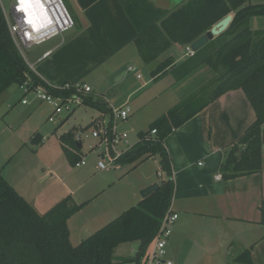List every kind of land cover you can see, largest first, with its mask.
<instances>
[{"label":"trees","instance_id":"obj_1","mask_svg":"<svg viewBox=\"0 0 264 264\" xmlns=\"http://www.w3.org/2000/svg\"><path fill=\"white\" fill-rule=\"evenodd\" d=\"M120 2L139 31L136 45L146 64L156 61L173 45L194 43L215 24L234 13L229 29L211 41L218 42L212 53L205 55L210 42L191 58L192 62L199 59L197 64L191 67L185 60L172 70L180 81L206 65L216 78L151 124L148 131L140 134L141 141L119 161L121 165L135 167L159 156L160 167L168 179L155 193L103 226L78 247L70 243L68 221L84 205H78L68 197L48 213L40 215L0 170V264H147L149 247L155 243L175 190L171 160L164 140L229 91L242 90L245 93L257 120L238 141L225 149L222 177L233 180L263 171L264 29H253L251 21L264 17V4H252L251 0H185L166 13L154 8L148 0ZM164 70L160 66L153 74L157 76ZM28 80L32 86H40L54 96L69 97L75 92L73 87L50 86L29 68L13 41L0 2V94L12 85L20 86ZM212 86V95L203 101ZM197 100L202 103L194 108ZM84 104L103 114L112 112L105 101H94L90 95L85 97ZM153 130L157 131L155 136L150 135ZM75 136L76 133H69L60 138L68 157L73 150L81 151ZM73 161L75 165L81 162ZM261 211V223L264 225V200ZM133 242L140 244L133 257H116L120 245ZM252 252V247L246 250L238 262L253 264Z\"/></svg>","mask_w":264,"mask_h":264},{"label":"crops","instance_id":"obj_2","mask_svg":"<svg viewBox=\"0 0 264 264\" xmlns=\"http://www.w3.org/2000/svg\"><path fill=\"white\" fill-rule=\"evenodd\" d=\"M64 1L76 20L77 31L64 33L54 40H63V43L42 59L38 64L39 70L34 66L35 73L50 86H60L61 82L71 78L70 74L83 76L85 72L104 67L103 73H108L109 79L111 76L122 75L117 79L120 82H135L136 86L142 83L129 92L123 104L128 106V102L136 98L133 100L135 105L142 108L168 90L167 85L163 84L167 76H172L174 87L183 86L185 81L199 71L198 68L189 78L178 81L179 78H176L172 70L183 63L182 57L175 55V51L171 52L177 44L162 53L156 61L146 64L136 45L139 31L120 0ZM184 1L148 0L154 8L166 13ZM180 47L184 49L186 46ZM160 66L165 68L164 72L154 76V70ZM62 77L64 81L60 79ZM194 77H198L196 79H199L201 86V72ZM78 78L80 76L72 81ZM65 84L68 85V82ZM168 85L169 89L174 88ZM184 90L192 92L197 89L193 86L185 87ZM92 95L94 101L103 100L109 107L110 102L103 95H97L99 100ZM256 120V113L245 93L233 90L211 102L164 140V147L171 160L175 189L171 208L179 215L167 244V261L173 264H241L238 262L239 257L252 247L253 264H264V225L261 223L264 165L260 173L233 180L223 179L221 171L225 149L238 141ZM139 139L140 142V135ZM120 167L126 165L120 164ZM113 184L103 179L97 183L99 187L95 185L93 191H86L74 200L88 198L100 190L106 192ZM153 184H161L155 181V175H142L130 189L112 193L115 203L110 210L115 214L114 217L137 206L143 200L140 192ZM66 188L71 194L67 198L75 197L80 192V189ZM80 202L83 203L78 205L85 206L91 201ZM231 242L233 247L229 246ZM225 247H228V251L224 257L221 252ZM205 257H210V260L205 261ZM213 257H218L219 262L213 261Z\"/></svg>","mask_w":264,"mask_h":264},{"label":"rangeland","instance_id":"obj_3","mask_svg":"<svg viewBox=\"0 0 264 264\" xmlns=\"http://www.w3.org/2000/svg\"><path fill=\"white\" fill-rule=\"evenodd\" d=\"M0 2L2 8H5L10 13L16 0H0ZM251 3L264 4V0H251ZM251 25L255 30L264 29V17L254 18L251 21ZM76 31L77 27L69 30L66 34L70 32L75 33ZM53 41L44 44L43 47ZM217 47V41L211 42L205 55L212 53ZM173 51H175V55L182 57L181 62L188 60V64L190 63L191 67L193 64L199 62V59L192 62L191 58L186 56L185 48L183 49L178 45L171 50V52ZM42 61L41 59V61L35 64L36 70H39L38 64ZM49 66L47 65V67ZM104 70L105 68L101 67L92 72H85L83 76L74 73L73 75L70 74L71 78L68 81H64L63 77L60 78L64 82H61V85L56 87H64L66 86V82L70 86H78L86 82L92 86L93 93L91 94H93L92 96L95 99L99 100L97 95H103V98H107L110 102V108L119 109L125 103L129 92L135 89V82L128 84L127 82L118 81L117 79L122 75L118 77L111 76L109 79L108 73H103ZM200 72L202 75L200 77L202 81L201 86L198 83L199 79H196L198 77H194ZM78 76L80 78L77 81H72ZM192 76V79L189 78V80L185 81L183 86L177 85L175 87L172 76H167L163 84L167 85L169 91L167 90L142 108L135 105L133 100L136 98L129 101L130 105L128 106L131 107L132 114L127 121L118 124L117 131L119 133H128L130 143L135 146L140 140L139 135L146 132L150 128V125L153 124V121L168 110L173 109L175 105L177 106L183 101L189 100L199 89H203L216 78V75L206 65L199 67V71ZM141 84H137L136 87H139ZM168 84L174 88L169 89L170 86ZM114 86L117 87L115 88ZM193 86L196 87V91L193 90L191 92V90H187L186 92L184 90L185 87L192 88ZM213 91L214 86L206 92L203 101L208 100ZM24 99H27L28 104L23 105L22 101ZM163 101L165 104H162ZM201 103L202 101L197 100L194 103V108ZM72 110V112L61 114L64 118L63 123H52L49 121V116L54 111L52 105L47 102L41 103L34 94L31 93L24 96L23 91L16 84L1 93L0 170L12 187L40 215L48 213L52 208L66 199L67 196L71 195L66 186L73 190L80 189V192L75 197L72 196L73 201L76 204L83 203L80 201L91 202L89 205L85 204L68 221L70 243L72 246L78 247L89 236L116 219L117 216L114 217L115 214L110 210V207L115 203L112 193H116L122 189H130L132 184L137 183L142 175H155L157 183H162L163 180H167L168 178L160 167L159 156L147 159L140 166H115L104 172L97 171V163L101 159L100 154H102L105 147L102 146L100 148L99 139L92 137L93 121L103 119L106 124H110L111 114H101L97 109L86 104L73 107ZM83 128L88 130L83 131ZM69 133L80 134L83 138V148L79 152L73 150L71 157H68L60 142L61 136ZM37 135H41L43 140L39 145H33V138ZM73 160H85L87 165L77 167ZM103 179L110 181L111 184L114 183L106 192L100 190L95 195L87 196L88 198L74 200L86 191L88 193L93 191L95 189L94 186ZM97 186L99 187L100 185ZM130 196L133 197L132 194ZM229 246H232V242ZM138 247L139 244L136 242L122 244L116 250V257H133ZM152 250L153 245L149 247L148 255L151 254ZM227 251L228 247H225L221 252L224 257ZM209 260L210 257H205V261ZM212 260L219 262L218 257H213Z\"/></svg>","mask_w":264,"mask_h":264},{"label":"built area","instance_id":"obj_4","mask_svg":"<svg viewBox=\"0 0 264 264\" xmlns=\"http://www.w3.org/2000/svg\"><path fill=\"white\" fill-rule=\"evenodd\" d=\"M21 1L22 0H16L10 13H8L5 8L2 9L17 49L29 68L34 71L35 65L29 62L26 50L30 51L33 48L43 47L44 44L57 39V37H61L64 33L76 27V20L64 0H41L46 18L39 27L35 28L19 11V2ZM191 45L192 44L185 47L186 56L190 58L196 55ZM19 87L23 91L24 96L32 93L41 103L47 102L52 105L54 111L49 116V121L52 123H63L64 118L61 114L64 112H72L73 107L84 105L85 97L92 93V88L86 83H82L78 86H64L65 88H74V94L69 97L54 96L46 92L44 88L40 86H32L30 80L24 82ZM22 103L24 105L28 104L27 99H24ZM131 113V107L123 106L119 109H112L110 124H106L103 119H96L93 121L92 137L99 139L100 148L102 146L105 147L102 154H100L101 159L97 163L98 170L107 171L115 166L120 167L119 161L133 149L134 146L129 141V134L126 132L119 133L117 131L118 124L127 121ZM156 133L157 131L153 130L150 135L155 136ZM82 139L80 134H76L75 140L77 143H82L83 145ZM85 165V160L76 164L77 167ZM219 179H221V177H219ZM178 219V213L173 212L170 207L162 219L147 264H173V262L166 260L167 244L172 235L173 227Z\"/></svg>","mask_w":264,"mask_h":264},{"label":"water","instance_id":"obj_5","mask_svg":"<svg viewBox=\"0 0 264 264\" xmlns=\"http://www.w3.org/2000/svg\"><path fill=\"white\" fill-rule=\"evenodd\" d=\"M40 4L42 5L41 0H40ZM32 10H33V16L35 17L36 20H43L46 18V13L44 11L43 5L42 8H37L33 6ZM234 17L235 15L229 14L221 21H219L217 24H215L209 32H207L205 35H203L194 43H192L191 45L192 49L195 52H198L208 43H210L211 41H213L214 39L225 33L232 24ZM62 43L63 40H58L57 42H53L45 47H39L31 51L26 50L27 58L31 64L35 65L37 62L43 59L47 54L51 53L53 50L59 47ZM42 140L43 137L41 135H37L33 138L32 144L39 145L42 142ZM263 141H264V135H263ZM78 147L79 149H82L83 147L82 143H79ZM159 188H160L159 184H153L144 188L141 191L142 198L143 199L148 198L153 193H155Z\"/></svg>","mask_w":264,"mask_h":264},{"label":"bare ground","instance_id":"obj_6","mask_svg":"<svg viewBox=\"0 0 264 264\" xmlns=\"http://www.w3.org/2000/svg\"><path fill=\"white\" fill-rule=\"evenodd\" d=\"M26 2V0H25ZM19 6H20V9L19 11L23 14L24 17L27 18V20L29 22H31V24L37 28L40 26V24H42V21L43 20H36L35 17L33 16V10H32V7L31 8H28L27 10H25L24 8V4L21 2H19ZM25 14V15H24Z\"/></svg>","mask_w":264,"mask_h":264},{"label":"snow or ice","instance_id":"obj_7","mask_svg":"<svg viewBox=\"0 0 264 264\" xmlns=\"http://www.w3.org/2000/svg\"><path fill=\"white\" fill-rule=\"evenodd\" d=\"M22 3L24 4L25 10L33 6L37 8H42V5L40 4V0H26V2L25 0H22Z\"/></svg>","mask_w":264,"mask_h":264}]
</instances>
